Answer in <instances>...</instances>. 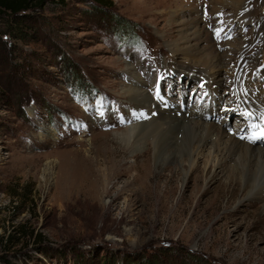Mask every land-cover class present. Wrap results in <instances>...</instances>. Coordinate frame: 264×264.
Returning <instances> with one entry per match:
<instances>
[{
    "label": "rangeland",
    "instance_id": "obj_1",
    "mask_svg": "<svg viewBox=\"0 0 264 264\" xmlns=\"http://www.w3.org/2000/svg\"><path fill=\"white\" fill-rule=\"evenodd\" d=\"M108 1L110 9L97 0H64L23 12V39L10 35L18 28L13 19L0 16V264H264L263 202L253 209L255 202L237 201L228 210L219 202L218 215L209 223L201 219L195 232L182 234L190 215L170 232L175 222L140 215L139 182L131 174L107 181L113 165L103 156L114 144L128 167L134 161L116 135L135 119V108L121 94L133 78L144 91L159 86L174 103L184 97L185 107L207 96L199 88L200 73L194 75L189 62L172 53L182 21L196 18L207 46L215 45L222 56L236 43L249 42L254 25L230 29L232 11L215 13L216 0ZM246 2L247 12L257 10L264 25V0ZM263 47L264 42L260 52ZM255 67L248 64L239 76L245 71L255 95L263 97L264 65ZM231 89L223 83L213 95L212 122L246 134L248 109L236 106L232 90L230 113V94L223 93ZM95 170L106 180L99 195ZM211 176L201 193L225 182ZM226 214L230 220H257V230L240 222L228 236L208 235Z\"/></svg>",
    "mask_w": 264,
    "mask_h": 264
},
{
    "label": "bare ground",
    "instance_id": "obj_2",
    "mask_svg": "<svg viewBox=\"0 0 264 264\" xmlns=\"http://www.w3.org/2000/svg\"><path fill=\"white\" fill-rule=\"evenodd\" d=\"M246 1L215 2V13H224L228 9L232 11L227 20L230 29H244L248 24H253L256 30L249 42H238L235 45L232 43L234 48H230L231 51L225 56L215 52V45L207 46L210 41L206 34L200 31L196 18L190 17L179 25L180 39L171 50L175 56H182L189 62L194 75L200 73L197 76L198 84L201 85L199 88L202 87L207 92L200 105L185 107L184 97L174 103L167 96L161 95L159 88H155L154 92L144 91L137 78H133L131 84H127L129 86L123 88L121 93L128 104L135 108L136 113L132 123L130 121L131 126L116 135L119 142L128 148L129 153L131 151L134 161L128 167V163L122 160L123 151L114 148V144L110 146L111 149L103 154L104 157L111 158L109 160L113 165L106 176L107 181L131 174L129 178L139 182L140 215L156 221L169 219L175 222L174 226L168 229L170 232L178 231L180 226L177 225L182 222L180 220L189 215L190 222L182 234L195 232L198 229L194 228L197 222L207 223L218 215L222 207L220 203H224L225 210L230 209L237 201L264 203V140L252 142L240 138L252 133V124L264 126V120L260 119L264 115V96L255 95L256 86H250L247 83L249 76H245L248 64H254L255 68L264 65V47L260 52L264 42V25L258 19L259 16L256 17L257 10L247 12ZM203 44L206 46L204 49L201 47ZM260 55L262 57L258 58ZM243 69V75L239 76ZM261 70L264 73V67H261ZM225 78L232 87L231 92L224 90L223 93L224 96L230 94V98H226L230 104V113L235 112L232 111V98H236V106L241 104L243 110L247 108V113H252L247 117L251 131L246 134L242 128L229 133L224 126L212 122L216 118V109L212 108L215 105L213 95L219 93L223 83L229 84ZM182 86L184 87V84ZM232 90L233 94H236L234 97ZM205 150L208 151L207 155ZM153 163L159 170L156 173L152 172ZM95 171L99 175L94 183L99 195V187L106 180L99 170ZM47 173L51 174L50 171ZM133 173L136 175H132ZM211 173V180H221L222 176L225 182H218L216 187L201 193L202 184ZM43 179L46 181V176ZM191 181L192 186L189 185ZM180 188L184 190L179 194ZM218 190L222 196L217 194ZM238 192L241 193L240 198ZM178 194L176 204H173ZM259 203L250 207L256 209ZM229 217L227 214L221 217L223 223L218 228L211 229L208 235L228 236L230 226L239 228L240 222H243L244 229L254 230L258 227V221L255 219L253 223L246 222L248 216L231 220ZM226 245L230 247L231 243L227 242ZM246 248L249 250L248 246Z\"/></svg>",
    "mask_w": 264,
    "mask_h": 264
},
{
    "label": "trees",
    "instance_id": "obj_3",
    "mask_svg": "<svg viewBox=\"0 0 264 264\" xmlns=\"http://www.w3.org/2000/svg\"><path fill=\"white\" fill-rule=\"evenodd\" d=\"M57 1L59 3H64V0H0V16H7L12 18L15 21L13 27H18L15 31L9 30L10 35H14L16 39L25 38V32L20 27L21 13L29 11L35 8H43L49 2ZM100 5H105L110 9V6H113L112 2L108 0H97ZM12 29V28H10ZM17 35V36H16Z\"/></svg>",
    "mask_w": 264,
    "mask_h": 264
},
{
    "label": "snow or ice",
    "instance_id": "obj_4",
    "mask_svg": "<svg viewBox=\"0 0 264 264\" xmlns=\"http://www.w3.org/2000/svg\"><path fill=\"white\" fill-rule=\"evenodd\" d=\"M219 34V32H217ZM159 88V86H158ZM159 94V92H158ZM247 116H251L252 113H246ZM261 120H264V115L260 117ZM251 128L253 129L252 133L247 136H241V139H247L249 141L255 142L257 140H264V126H258L256 124H252ZM258 129V130H257Z\"/></svg>",
    "mask_w": 264,
    "mask_h": 264
}]
</instances>
